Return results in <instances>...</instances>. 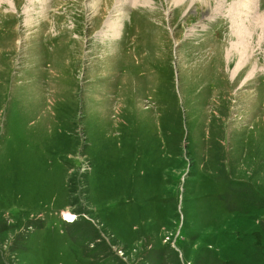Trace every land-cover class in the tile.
Returning a JSON list of instances; mask_svg holds the SVG:
<instances>
[{
    "label": "rangeland",
    "instance_id": "374dc122",
    "mask_svg": "<svg viewBox=\"0 0 264 264\" xmlns=\"http://www.w3.org/2000/svg\"><path fill=\"white\" fill-rule=\"evenodd\" d=\"M185 1L0 0V264H264V0Z\"/></svg>",
    "mask_w": 264,
    "mask_h": 264
},
{
    "label": "bare ground",
    "instance_id": "6f19581e",
    "mask_svg": "<svg viewBox=\"0 0 264 264\" xmlns=\"http://www.w3.org/2000/svg\"><path fill=\"white\" fill-rule=\"evenodd\" d=\"M184 1H185V0H184ZM186 1H187V0H186ZM186 1H185V2H186ZM189 1L191 2V1H194V0H189ZM208 1H209V0H203V2H200L201 6H202V7H203V6L207 7ZM243 1L246 2V1H251V0H240L241 3H242ZM106 2H107V1H106ZM124 2H125V1H124ZM133 2H134V1H133ZM172 2L176 5V3H178V4H179V2L182 3L183 0H172ZM134 4H135V2H134ZM178 4H177V5H178ZM177 5H176V6H177ZM179 5H180V4H179ZM189 5H191V4H189ZM240 5H241V4H240ZM131 7H132V6H131ZM238 7H239V5H238ZM204 10H205V9H204ZM257 20H259V21L261 20V23H264V14H260L259 16H257V17L254 18V22H255V23H256ZM115 21H116V20H115ZM115 21H114L113 23L110 22V26L107 27V28L110 27V28L113 29L112 31H109V32L111 33V35L116 34V31H118V28L116 29V24L118 23V21H116V22H115ZM111 24H113V25H111ZM256 26H257V25H256ZM244 28H245V27H243V29H244ZM239 29H240V28H239ZM244 30H245V29H244ZM106 34H107V33H106ZM243 34H244V33H243ZM108 36H109V35H108ZM65 218L68 219V220L70 219L68 215H66Z\"/></svg>",
    "mask_w": 264,
    "mask_h": 264
}]
</instances>
